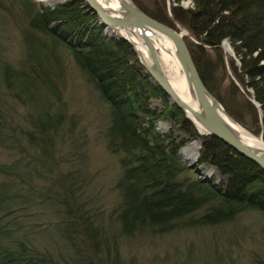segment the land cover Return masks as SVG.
Masks as SVG:
<instances>
[{
    "label": "trees",
    "instance_id": "obj_1",
    "mask_svg": "<svg viewBox=\"0 0 264 264\" xmlns=\"http://www.w3.org/2000/svg\"><path fill=\"white\" fill-rule=\"evenodd\" d=\"M12 1L26 24L24 47L15 67L0 65V82L24 112L18 120L0 113V264H143L123 252L126 243L230 225L219 234L225 240L209 244L216 264H228L232 251L243 255L237 223L250 214L259 215L264 239V169L219 138L200 135L152 82L127 39L105 30L85 0L51 7ZM132 1L189 32L185 40L208 90L264 142V0H189V7L184 0ZM67 60L107 108L103 138L120 164L109 209L93 195L85 166L71 162L79 145L65 93ZM168 122L187 137L176 141L172 129H161ZM196 138L198 153L191 144L181 156ZM255 257L251 264H264V253Z\"/></svg>",
    "mask_w": 264,
    "mask_h": 264
},
{
    "label": "rangeland",
    "instance_id": "obj_2",
    "mask_svg": "<svg viewBox=\"0 0 264 264\" xmlns=\"http://www.w3.org/2000/svg\"><path fill=\"white\" fill-rule=\"evenodd\" d=\"M35 1L50 6L64 0ZM182 5L189 7L192 4L189 0H184ZM19 9L16 1L0 0V65L5 63L15 67L16 62L22 56V48L24 47L22 36L26 24ZM222 46L227 53L233 55L232 51L229 52L226 49L228 46L226 41L222 43ZM160 63L165 72L166 68L161 60ZM67 65L71 71V78L70 86L65 88V93L70 105L69 113L71 114L69 115H72L76 120L73 138L78 141L77 144L79 145L71 151V162L85 166L86 181H91L95 185L93 195L101 197L105 208L109 209L116 199L112 186L119 174L120 164L118 156L108 151L103 138L104 127L108 124L107 108L96 95L90 93L89 85L84 83V78L74 70L69 60H67ZM0 104L1 110L2 108L5 110V113H3V110L0 113L8 115V118L11 116L14 120H18V116L24 112L23 108L7 93L3 82H0ZM153 105H158V101L154 100ZM160 125H162L161 129H166V131L172 129L176 141L187 137L176 124L168 122ZM193 142H196L197 146L200 145L199 138L188 140L185 145L186 148H181L183 151L180 149L181 156L187 154V145H191ZM188 155H186V158L183 157L190 159L191 155ZM3 156L5 155L0 154V159ZM67 165H70V163H67ZM209 171L210 169L206 171L210 174L209 176L214 174L217 180L222 178L215 170L212 171L213 173ZM259 222L261 220L257 214H250L245 217L242 215L239 218L237 227L244 232L235 239L240 243L242 242L243 253L241 255H243L238 256L240 254L232 251L227 261L228 264H237L238 262L239 264H251V259L256 258L255 255L258 256L264 253L263 232L259 233L257 228ZM230 227V225H227L216 228L178 229L154 238L144 236L126 243L123 252L125 254L134 253L143 264H216L213 254L209 251V248L212 247L209 244L220 243L225 240V237H219V234H222L226 229H230ZM233 243L235 241H232ZM233 247L236 248L235 245ZM252 250L254 251L252 252ZM195 253L205 256L210 261L204 263L195 261L197 260V258H194Z\"/></svg>",
    "mask_w": 264,
    "mask_h": 264
},
{
    "label": "water",
    "instance_id": "obj_3",
    "mask_svg": "<svg viewBox=\"0 0 264 264\" xmlns=\"http://www.w3.org/2000/svg\"><path fill=\"white\" fill-rule=\"evenodd\" d=\"M85 1L95 12L99 24L103 26L105 30L109 32L117 30L122 37L130 42L139 61L145 70L150 74L152 82L156 83L161 88L163 93L166 95L169 104H174L180 108L184 113V116L198 129L195 121L186 114V110H190L189 107L169 84L159 61L154 43V35H163L169 39L173 45V54L180 66L185 81L189 89L196 96L198 110H192L191 113L194 119L201 125L202 130H204V132H201L198 129V132L200 134H209L219 138L235 152L253 161L261 169H264V148L261 150L256 149L244 141L241 136L235 132L232 123L236 125L238 124L226 113L221 103L208 90L201 79L185 40V36H189V32L186 29L179 25H177L178 29H174L173 27L154 19L142 11L132 0H124L121 2V6L124 10V13L122 14L112 9H106L99 3L98 0ZM54 4L49 5L52 6ZM129 30L139 32L142 42L146 46L149 53L150 64L141 60L140 55L132 41L124 35L123 32ZM226 49L231 52L229 45ZM199 148L200 145L196 147V153H198Z\"/></svg>",
    "mask_w": 264,
    "mask_h": 264
},
{
    "label": "bare ground",
    "instance_id": "obj_4",
    "mask_svg": "<svg viewBox=\"0 0 264 264\" xmlns=\"http://www.w3.org/2000/svg\"><path fill=\"white\" fill-rule=\"evenodd\" d=\"M98 1L106 9L115 10L116 12L120 14L124 13V10L121 6V2L124 0H98ZM123 33L130 39V41H132V43L134 44L135 48L137 49L140 55L141 60L150 64L149 53L146 49V46L142 42L139 32L129 30V31H124ZM154 38H155L154 43H155L156 51L159 57V61L161 60V62L164 64L166 68V71L164 73H166L165 75L169 81V84L171 85L173 90L177 93V95L189 107L190 110H186V114L195 121V124L197 125L199 131L204 132V130H202L201 125L194 119L191 113L192 110H198L196 96L189 89L185 81L184 75L175 58V55L173 54L172 43L170 42L169 39H167L163 35L155 34ZM232 126L235 132H237L244 141H246L247 143H249L250 145H252L258 150H261L262 148H264V143L262 142L261 138L259 136L253 135L251 132L248 131L249 129L247 130V128L245 129L241 125L239 124L236 125L234 123H232ZM203 134L204 133H202L201 135ZM196 146H197V143L193 142L191 146L192 148H190V150H192V152L194 151V153L196 152Z\"/></svg>",
    "mask_w": 264,
    "mask_h": 264
}]
</instances>
